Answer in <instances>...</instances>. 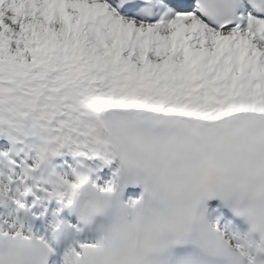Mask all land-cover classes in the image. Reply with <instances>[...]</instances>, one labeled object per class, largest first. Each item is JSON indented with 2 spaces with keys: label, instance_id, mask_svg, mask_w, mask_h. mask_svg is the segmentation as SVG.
<instances>
[{
  "label": "snow or ice",
  "instance_id": "obj_1",
  "mask_svg": "<svg viewBox=\"0 0 264 264\" xmlns=\"http://www.w3.org/2000/svg\"><path fill=\"white\" fill-rule=\"evenodd\" d=\"M0 264H264V0H0Z\"/></svg>",
  "mask_w": 264,
  "mask_h": 264
},
{
  "label": "bare ground",
  "instance_id": "obj_2",
  "mask_svg": "<svg viewBox=\"0 0 264 264\" xmlns=\"http://www.w3.org/2000/svg\"><path fill=\"white\" fill-rule=\"evenodd\" d=\"M0 210H4V211H5V213L7 212V210H6V209H4L2 205H0Z\"/></svg>",
  "mask_w": 264,
  "mask_h": 264
}]
</instances>
